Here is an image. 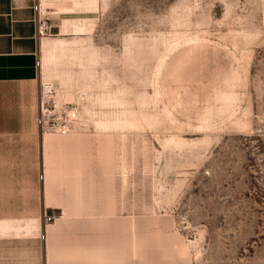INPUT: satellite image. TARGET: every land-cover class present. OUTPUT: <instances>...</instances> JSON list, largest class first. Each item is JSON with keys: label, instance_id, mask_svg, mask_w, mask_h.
Segmentation results:
<instances>
[{"label": "rangeland", "instance_id": "rangeland-1", "mask_svg": "<svg viewBox=\"0 0 264 264\" xmlns=\"http://www.w3.org/2000/svg\"><path fill=\"white\" fill-rule=\"evenodd\" d=\"M70 10L0 91V264H264V0Z\"/></svg>", "mask_w": 264, "mask_h": 264}, {"label": "crops", "instance_id": "crops-1", "mask_svg": "<svg viewBox=\"0 0 264 264\" xmlns=\"http://www.w3.org/2000/svg\"><path fill=\"white\" fill-rule=\"evenodd\" d=\"M38 3L41 12L35 11ZM70 8L71 0H0V91L13 84L39 83L47 32L61 31L63 21L71 20ZM41 23L48 27L42 36Z\"/></svg>", "mask_w": 264, "mask_h": 264}, {"label": "built area", "instance_id": "built-area-1", "mask_svg": "<svg viewBox=\"0 0 264 264\" xmlns=\"http://www.w3.org/2000/svg\"><path fill=\"white\" fill-rule=\"evenodd\" d=\"M35 11L41 12L40 3L35 6ZM48 31L45 24L39 25V33L42 36ZM40 63H38V66ZM40 112L38 126L43 134H56L68 136L71 134V122L76 119V111L68 106L58 105L52 102L53 95H57L55 87L49 83H42L40 89Z\"/></svg>", "mask_w": 264, "mask_h": 264}]
</instances>
